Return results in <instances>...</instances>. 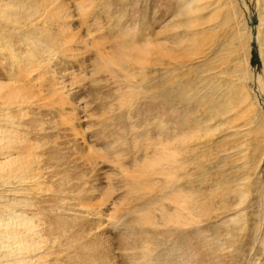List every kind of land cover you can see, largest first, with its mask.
Segmentation results:
<instances>
[{
    "label": "bare ground",
    "instance_id": "bare-ground-1",
    "mask_svg": "<svg viewBox=\"0 0 264 264\" xmlns=\"http://www.w3.org/2000/svg\"><path fill=\"white\" fill-rule=\"evenodd\" d=\"M200 1L185 9L199 12ZM90 3L0 0V37L13 34L0 38L6 57L0 61V264H239L227 256L242 248L238 234L246 214L240 208L249 193H239L242 205L228 206L229 213L239 210L230 217L234 233H211L205 223L222 217L227 206L212 214L199 204L191 166L195 157L211 164V144L227 133V124L237 136L240 116L232 113L214 127L183 122L171 136L155 126L154 134L149 122L154 126L168 112L138 98L141 82L153 70L175 89L192 71L194 52L173 23L155 36L137 24H119L109 31L115 37L109 46L105 35L97 41V30L81 28L95 9ZM24 26L30 27L25 35ZM75 70L79 78L88 74L89 90L85 83L75 86ZM219 137L223 142V133ZM221 195L228 197L225 189Z\"/></svg>",
    "mask_w": 264,
    "mask_h": 264
},
{
    "label": "rangeland",
    "instance_id": "rangeland-1",
    "mask_svg": "<svg viewBox=\"0 0 264 264\" xmlns=\"http://www.w3.org/2000/svg\"><path fill=\"white\" fill-rule=\"evenodd\" d=\"M262 1L202 0V2H199L200 5H198L201 10L191 14L185 9L186 3H195L197 0H91L92 3L90 4L94 5L95 11L93 10L87 16L88 20L83 23L86 25L81 26L83 31H86L88 25L93 28V31L97 30V41L101 35H105L107 38L105 41L108 46L115 38L112 36L114 35L113 31L110 33L109 31L118 30L119 24L121 26L132 23L137 24L141 28L142 34L146 32L152 36H155L157 31L166 24L173 23L178 26L175 31L178 39H184L185 43L190 45L194 52V56L190 58L194 67L192 71L189 70L190 72L185 77L184 83L176 82L173 86L176 89L177 85V91L172 89L171 85H167V82L160 78L156 79L153 70L148 71L146 79L143 78L144 82H141V85L144 89L139 91L138 98L149 105L158 103L161 108L165 107L168 112L167 116L161 115L160 118L154 119L159 125H156V121L154 126L152 121L149 122L153 133V127L155 126L159 127L158 130L163 135L170 134L171 136L173 135V127L177 125L183 126V122L184 124L190 123V127L193 125H205L210 122L214 127L217 124L216 122L223 118L227 121L228 117L233 118L236 113L240 116L239 128L242 130V134L238 132L236 136L229 133L230 125L227 124V133L222 132L224 136L223 142L220 141L219 137L222 136L221 133L216 139L217 142L214 145L211 144L210 152L206 155H208L207 159L213 165L207 164V160H204V155L202 160L207 164V167L201 161H197L196 157L195 166L193 164L191 166L194 169L193 172L196 170L194 172L195 181L192 186L200 197L199 204H205L212 210V214L216 210H221L219 207L221 204L227 206V211L223 212L222 217L205 223L211 233H216L221 229L222 231L234 233V225H231L230 217L239 212V210L229 213L228 206L231 204L235 206L238 203L242 205L239 193H244L245 191L249 193L246 203L240 208V212L244 213L243 215L246 214L245 219L242 218V221H245L244 224L241 221L244 227L241 225V232L235 230L236 235L240 232L238 235L241 237L238 238L236 236V238H238V241L241 240L239 246L242 248L236 246L234 252L227 256L229 259L235 257V261L239 264H264V5H261ZM68 3L75 8L76 0H68ZM87 5L84 4L85 7ZM197 17H199V20L195 22ZM99 21L100 24L98 23ZM96 22L100 26L102 25L101 29H97L98 24ZM79 23L77 21V24L81 25ZM28 27L24 26L20 33L24 34ZM107 30L109 36L107 35ZM14 33L16 34V32ZM20 33L17 32L18 36ZM3 35L0 38L3 39L5 37V40H7L12 39V36H9L13 34L10 31V35L7 38ZM86 35L87 32H85L84 36L89 42H93L91 40L93 38ZM13 39H15L14 36ZM5 40L3 39V42ZM243 40L244 42H242ZM0 45L1 47L5 46L2 42ZM90 49L94 50L95 48ZM184 49L188 50L187 48ZM2 53L0 61L5 57ZM90 53L92 54L93 52L90 51ZM182 53L186 55L181 50ZM5 60L6 57L2 62ZM87 64L89 63L87 62ZM55 66L57 68L60 64ZM51 67L53 66H49V68ZM203 68H205V71H203ZM188 69L189 66H186L180 70V73L187 72ZM78 74H80V71L75 70V80H78L75 86H83L85 83L89 90L92 87V82L88 74L83 73L80 75L81 78H79ZM92 107L97 108L96 105H92ZM229 107L230 109H228ZM232 107H235L234 110H232ZM220 112H227L228 114L226 117L217 116ZM243 112L245 113L243 114ZM190 120L195 124H192ZM185 128H188V125ZM155 130L158 134V130ZM231 147L236 152L234 149H230ZM225 149L227 154L222 153L221 156L219 153L225 152ZM240 149L242 150L241 152ZM238 157L243 159H238ZM193 160L194 158L192 157L191 161ZM235 163L239 168L237 166L235 168ZM237 168L240 169V172ZM240 177L241 179L239 180ZM217 182L221 184V187L217 186ZM224 189L228 197L221 195V191H224ZM181 241L180 239L179 242L181 243ZM230 244L228 242L227 245Z\"/></svg>",
    "mask_w": 264,
    "mask_h": 264
}]
</instances>
